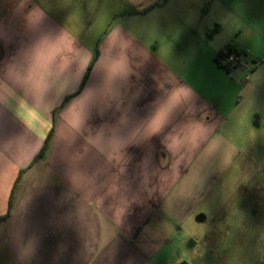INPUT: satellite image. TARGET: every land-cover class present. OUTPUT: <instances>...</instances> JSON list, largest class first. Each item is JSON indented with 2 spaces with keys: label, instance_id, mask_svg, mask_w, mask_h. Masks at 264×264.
<instances>
[{
  "label": "crops",
  "instance_id": "0c3cea01",
  "mask_svg": "<svg viewBox=\"0 0 264 264\" xmlns=\"http://www.w3.org/2000/svg\"><path fill=\"white\" fill-rule=\"evenodd\" d=\"M255 21L264 0H0V264H264V112L214 61Z\"/></svg>",
  "mask_w": 264,
  "mask_h": 264
},
{
  "label": "rangeland",
  "instance_id": "374dc122",
  "mask_svg": "<svg viewBox=\"0 0 264 264\" xmlns=\"http://www.w3.org/2000/svg\"><path fill=\"white\" fill-rule=\"evenodd\" d=\"M255 24V27H252V31L254 34L252 38L248 39L244 36L235 38V41H233L234 43H232V45L235 46L237 51L236 53H231V55L237 56V53L239 55V63L235 69H237V73L240 74V79L245 82H253L255 84V91L252 93L251 100L256 103L257 108L258 105L261 104L259 108L261 107L262 113L264 112V23L255 21ZM233 39L227 42H230ZM229 44L230 43H227L225 46ZM245 64H247V68L244 67ZM255 71L256 73L253 75ZM260 127L261 136H264V122H261ZM260 133L256 134L257 137L255 136L256 145H262V143H264V140L258 137L260 136ZM258 159L259 157H257V162H259ZM210 226V222H208V227ZM203 227L207 228L206 225H204ZM210 240L212 242V239ZM198 254L200 253L198 252L197 255ZM202 257L203 254H201V256H198V259H206L207 261L209 260V257Z\"/></svg>",
  "mask_w": 264,
  "mask_h": 264
},
{
  "label": "trees",
  "instance_id": "16d2710c",
  "mask_svg": "<svg viewBox=\"0 0 264 264\" xmlns=\"http://www.w3.org/2000/svg\"><path fill=\"white\" fill-rule=\"evenodd\" d=\"M231 53H236V51L231 46H229L226 49L219 51L214 58V61L217 63V65L221 68H224L227 72L232 71L238 66V64L235 65L228 61V57L231 55ZM237 56H239L238 53Z\"/></svg>",
  "mask_w": 264,
  "mask_h": 264
},
{
  "label": "snow or ice",
  "instance_id": "6c2138e0",
  "mask_svg": "<svg viewBox=\"0 0 264 264\" xmlns=\"http://www.w3.org/2000/svg\"><path fill=\"white\" fill-rule=\"evenodd\" d=\"M164 112H161L158 116H157V118L152 122V124H151V128L153 129V130H155L156 128H158L159 126H160V124H161V122H162V120H163V118H164ZM69 119H73V114L72 113H70L69 114Z\"/></svg>",
  "mask_w": 264,
  "mask_h": 264
},
{
  "label": "built area",
  "instance_id": "2783aa9c",
  "mask_svg": "<svg viewBox=\"0 0 264 264\" xmlns=\"http://www.w3.org/2000/svg\"><path fill=\"white\" fill-rule=\"evenodd\" d=\"M228 61H230L231 63H233V64L236 65V64L239 63V56H232V55H230L228 57ZM244 67L247 68V64H245Z\"/></svg>",
  "mask_w": 264,
  "mask_h": 264
}]
</instances>
